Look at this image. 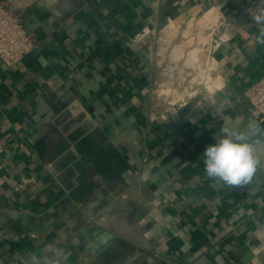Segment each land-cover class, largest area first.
Segmentation results:
<instances>
[{
  "label": "crops",
  "instance_id": "crops-1",
  "mask_svg": "<svg viewBox=\"0 0 264 264\" xmlns=\"http://www.w3.org/2000/svg\"><path fill=\"white\" fill-rule=\"evenodd\" d=\"M194 2L221 4L223 84L158 110L152 59L132 41ZM261 6L38 0L28 8L34 49L10 67L0 60V264H32L51 255L49 245L69 253L66 264H264V168L230 187L209 179L203 162L225 123L264 127L244 96L264 74V46L244 35L256 33L251 13ZM89 226L114 235L98 254Z\"/></svg>",
  "mask_w": 264,
  "mask_h": 264
},
{
  "label": "clouds",
  "instance_id": "clouds-1",
  "mask_svg": "<svg viewBox=\"0 0 264 264\" xmlns=\"http://www.w3.org/2000/svg\"><path fill=\"white\" fill-rule=\"evenodd\" d=\"M264 5V0H261ZM256 33L244 35L252 45L264 46V6L251 13ZM204 171L218 184L239 187L249 184L259 168H264V127L249 121L241 127L225 123L215 142L204 150ZM51 255H33L32 264H66L69 253L55 245L48 246Z\"/></svg>",
  "mask_w": 264,
  "mask_h": 264
},
{
  "label": "bare ground",
  "instance_id": "bare-ground-1",
  "mask_svg": "<svg viewBox=\"0 0 264 264\" xmlns=\"http://www.w3.org/2000/svg\"><path fill=\"white\" fill-rule=\"evenodd\" d=\"M220 6L221 4H216L205 10L201 16L194 17L189 23L187 22L185 28L180 26L176 20L171 19L165 28L166 30L163 31V34L161 33V53L166 52V54H162L163 58L159 57L161 58L159 61L168 60V64L173 62L175 66H169L171 68L165 69L160 74L159 82H162V88L160 87L161 90L158 91L159 95H168L173 92V96H193L198 92L203 82L206 83L211 93L222 86L223 78L220 73L216 76L213 75V70L217 71L219 64L215 58L214 61L213 58L208 56V49L211 48L209 42L212 40L211 30H214L216 25L221 22L218 21L221 18L219 13H222L220 12ZM221 16L223 17V15ZM228 32L229 30L221 35V38L215 40V48L220 44V39H224L229 35ZM175 69L179 71L178 81L176 80L178 76ZM190 76L192 79L189 81ZM174 82H177V84H174ZM194 85L198 89L191 91L190 87ZM186 102H183V104ZM174 104L171 103L169 109L173 108L172 105Z\"/></svg>",
  "mask_w": 264,
  "mask_h": 264
},
{
  "label": "built area",
  "instance_id": "built-area-1",
  "mask_svg": "<svg viewBox=\"0 0 264 264\" xmlns=\"http://www.w3.org/2000/svg\"><path fill=\"white\" fill-rule=\"evenodd\" d=\"M37 1L38 0H0V60L9 67L17 64L35 47L32 36L28 33L23 24L22 15ZM226 1L233 2L239 6H245L252 0ZM150 32L151 29L148 27L144 28L135 35L132 43L142 46L141 40ZM244 96L252 108V113L256 116L264 117V74L259 81L252 84L245 91ZM178 107L180 106H175L173 108ZM173 108L167 110L169 111ZM161 115L163 118L166 116L164 113ZM16 188L18 190L23 189L24 185L19 183Z\"/></svg>",
  "mask_w": 264,
  "mask_h": 264
},
{
  "label": "rangeland",
  "instance_id": "rangeland-1",
  "mask_svg": "<svg viewBox=\"0 0 264 264\" xmlns=\"http://www.w3.org/2000/svg\"><path fill=\"white\" fill-rule=\"evenodd\" d=\"M216 4H220L219 2L217 3H214L213 5H216ZM213 5H211L210 7H208L207 9L211 8ZM221 8V6H220ZM205 6H203L201 4V2H194L192 3L191 5L187 6L186 8H184L180 13H176V15H174L171 19L173 20H176L180 26H182L183 28H185L187 26V24L194 18V17H197V16H201L205 10ZM222 12V10L220 11ZM223 15V17L221 16ZM219 16L221 18H219V22L220 24L218 23L216 25V27L214 28V30H211L212 32V40H210L209 44L211 48L208 49L209 51V54L208 56H210L211 58H215L216 59V50L218 48V46L215 48V40L219 39L222 35V33H224V29H225V18H224V14L223 12L222 13H219ZM212 19L215 20V18L213 16H211ZM171 19H166L165 21H163V23L161 24L160 27H158L156 30H151V32L145 36L144 39H142L141 41V44H142V47L143 49L149 54L150 58L152 59V65H153V69H154V81H153V91H154V97H155V103L157 104V109L160 110V109H169V107H171V103H175L174 105H172V107H175V106H179V104H183V102L185 101H190V100H196V99H200L201 97H204V96H207L208 94H211V92L209 91V89L207 88V85L206 83H202L198 90V92L195 94V95H183V96H173V92L168 94V95H163V94H158V91L159 89L161 90V83L162 82H159V77H160V74L163 73V71L168 70V68H171L169 66H175V64L173 62L171 63H167L168 60H163L162 62H160L159 60H161V58H163L162 54H166V52L164 53H161L162 52V44L161 43V33L163 34V31L166 30V26L170 23V20ZM224 19V20H223ZM188 22V23H187ZM164 27V28H163ZM161 50V51H160ZM170 50V49H169ZM160 51V53H159ZM169 53V52H167ZM161 57V58H159ZM214 59V61H215ZM217 60V59H216ZM160 63V64H159ZM168 65H167V64ZM165 65V66H164ZM167 66V67H166ZM166 67V68H165ZM175 73H177L176 76V80L179 78V71L178 69H175ZM219 74V69L216 70H213V75L216 76ZM192 78L191 76L188 78V80L190 81ZM178 81V80H177ZM159 84V85H158ZM174 84H177V82H174ZM187 85L188 82H186ZM206 85V86H205ZM161 87V88H160ZM206 87V88H205ZM197 86L194 85L192 87H190V90L193 91V90H197Z\"/></svg>",
  "mask_w": 264,
  "mask_h": 264
},
{
  "label": "water",
  "instance_id": "water-1",
  "mask_svg": "<svg viewBox=\"0 0 264 264\" xmlns=\"http://www.w3.org/2000/svg\"><path fill=\"white\" fill-rule=\"evenodd\" d=\"M213 4H208L205 5V9L210 7ZM67 169L70 178H76L78 175V169L76 164H74V160L68 161L67 162ZM88 231H94L95 237H97V241L94 243V245L91 247L97 254L101 251L102 248L106 247V245L113 240L114 235L111 233H108L106 230L99 228V229H94V227L89 226L86 232Z\"/></svg>",
  "mask_w": 264,
  "mask_h": 264
}]
</instances>
